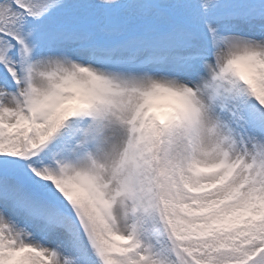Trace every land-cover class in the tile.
Wrapping results in <instances>:
<instances>
[{"label":"snow or ice","instance_id":"obj_1","mask_svg":"<svg viewBox=\"0 0 264 264\" xmlns=\"http://www.w3.org/2000/svg\"><path fill=\"white\" fill-rule=\"evenodd\" d=\"M0 264H264V0H0Z\"/></svg>","mask_w":264,"mask_h":264}]
</instances>
